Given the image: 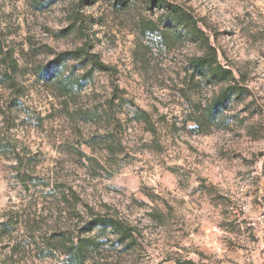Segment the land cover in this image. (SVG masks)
<instances>
[{
	"label": "rangeland",
	"instance_id": "1",
	"mask_svg": "<svg viewBox=\"0 0 264 264\" xmlns=\"http://www.w3.org/2000/svg\"><path fill=\"white\" fill-rule=\"evenodd\" d=\"M101 215L134 243L81 234ZM84 236L85 264H264V0H0V264Z\"/></svg>",
	"mask_w": 264,
	"mask_h": 264
},
{
	"label": "trees",
	"instance_id": "2",
	"mask_svg": "<svg viewBox=\"0 0 264 264\" xmlns=\"http://www.w3.org/2000/svg\"><path fill=\"white\" fill-rule=\"evenodd\" d=\"M169 10L170 12L174 13L173 19L175 20L188 19V17L185 16L184 11H182L177 5H170ZM217 58V50L208 43L207 49L203 52V54L192 61V66L200 72L208 73L210 80H214L217 78L216 75L218 73L229 72V70L223 68L219 64ZM234 89L235 88L233 86H229V88L223 90L221 89L212 98L208 112V116L211 121H213V119H217L216 112L223 105H226L229 98H231ZM238 91L239 90L237 88V92ZM85 225L86 226L81 230V234L86 235L85 233H90L93 229L99 226L101 229L110 228L113 232L117 233L119 237V244L129 247L131 246V243H134L132 232L134 229L127 227L122 222L115 221L108 216H96ZM129 238H131V242L126 244L125 242ZM99 245L100 242L97 243L93 236H84L83 238H79L77 244L72 242V244L66 246L64 251V254L66 255V264H85L88 253H93V251H96L95 249L99 247Z\"/></svg>",
	"mask_w": 264,
	"mask_h": 264
}]
</instances>
